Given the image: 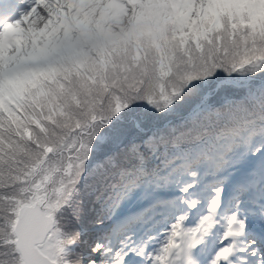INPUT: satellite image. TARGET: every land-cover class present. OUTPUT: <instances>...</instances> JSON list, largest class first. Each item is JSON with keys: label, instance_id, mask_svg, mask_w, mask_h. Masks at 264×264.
Listing matches in <instances>:
<instances>
[{"label": "snow or ice", "instance_id": "obj_1", "mask_svg": "<svg viewBox=\"0 0 264 264\" xmlns=\"http://www.w3.org/2000/svg\"><path fill=\"white\" fill-rule=\"evenodd\" d=\"M0 264H264V0H0Z\"/></svg>", "mask_w": 264, "mask_h": 264}]
</instances>
